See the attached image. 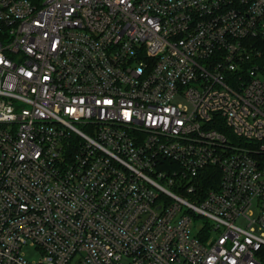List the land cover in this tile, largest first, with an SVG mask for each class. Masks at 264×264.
Returning a JSON list of instances; mask_svg holds the SVG:
<instances>
[{"label": "built area", "instance_id": "1", "mask_svg": "<svg viewBox=\"0 0 264 264\" xmlns=\"http://www.w3.org/2000/svg\"><path fill=\"white\" fill-rule=\"evenodd\" d=\"M263 247L264 0H0V264Z\"/></svg>", "mask_w": 264, "mask_h": 264}, {"label": "rangeland", "instance_id": "2", "mask_svg": "<svg viewBox=\"0 0 264 264\" xmlns=\"http://www.w3.org/2000/svg\"><path fill=\"white\" fill-rule=\"evenodd\" d=\"M23 250L26 256L30 259H38L41 254L40 250L34 246L26 245L23 247ZM71 264H75V263H71Z\"/></svg>", "mask_w": 264, "mask_h": 264}, {"label": "trees", "instance_id": "3", "mask_svg": "<svg viewBox=\"0 0 264 264\" xmlns=\"http://www.w3.org/2000/svg\"><path fill=\"white\" fill-rule=\"evenodd\" d=\"M218 179V177H217ZM203 189H208L209 187H211V183L208 182L207 180L204 182V185H203ZM259 259L261 261V264H264V247L260 249L259 251Z\"/></svg>", "mask_w": 264, "mask_h": 264}]
</instances>
